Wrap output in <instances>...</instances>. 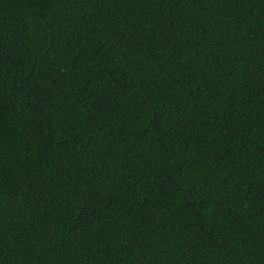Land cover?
Wrapping results in <instances>:
<instances>
[{
    "label": "trees",
    "instance_id": "16d2710c",
    "mask_svg": "<svg viewBox=\"0 0 264 264\" xmlns=\"http://www.w3.org/2000/svg\"><path fill=\"white\" fill-rule=\"evenodd\" d=\"M0 264H264V0H0Z\"/></svg>",
    "mask_w": 264,
    "mask_h": 264
}]
</instances>
